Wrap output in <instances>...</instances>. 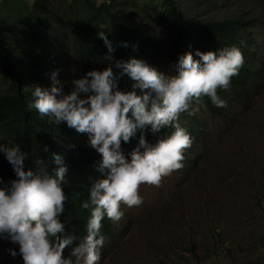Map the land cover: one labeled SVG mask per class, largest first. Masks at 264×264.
Segmentation results:
<instances>
[{
  "label": "clouds",
  "instance_id": "9594fccd",
  "mask_svg": "<svg viewBox=\"0 0 264 264\" xmlns=\"http://www.w3.org/2000/svg\"><path fill=\"white\" fill-rule=\"evenodd\" d=\"M97 28L96 35L107 49L102 57L106 66L73 79L68 94H62L54 70L51 85L34 86L26 100L27 109H35L40 117L87 134V143L100 155L97 170L102 178L91 183L87 200L81 203L89 210L83 236L66 231L60 219L67 199L62 190L67 167L59 155L53 153L50 161L37 157L33 167L25 170L27 153L11 139L0 142V153L15 177L0 182V240L18 246V253L12 248L7 251L13 257L19 254L23 264H98L104 244L101 221L118 224L124 215L121 205L142 204L141 184L158 185L162 176L183 166V154L192 138L178 122L180 114L192 115L196 111L192 105L203 106L205 96L214 106H224L217 89L228 90L231 77L244 63L240 47L235 45L195 50L194 55L179 54L172 72L165 74L142 59L114 58L115 47L105 26ZM125 75L132 81L129 91L117 86ZM162 129L171 131L158 135ZM145 132L155 142H148ZM137 133L135 146L125 153L122 142L137 138ZM43 151L48 152L46 145Z\"/></svg>",
  "mask_w": 264,
  "mask_h": 264
},
{
  "label": "rangeland",
  "instance_id": "374dc122",
  "mask_svg": "<svg viewBox=\"0 0 264 264\" xmlns=\"http://www.w3.org/2000/svg\"><path fill=\"white\" fill-rule=\"evenodd\" d=\"M69 1L49 0L59 14H65ZM123 6L129 21L155 27L166 45L167 32L147 12L135 9L132 2ZM179 6L199 20H259L251 42L257 82L241 102L230 103L223 116L193 104L194 117H181L192 138L186 158L193 156L194 162L183 160V166L162 176L158 185L141 184L140 206L121 205L124 215L112 224L113 234L104 238L98 264H264V0H180ZM61 35L55 51L59 66H52V72L68 94L72 80L81 78V67ZM153 66L169 74L163 57L155 58ZM77 134L96 153L87 134ZM121 147L125 153L133 148ZM96 155L92 175L86 172L76 179L89 185L87 189L102 178ZM9 248L18 253L16 245L0 240V264H23ZM63 255H68L67 247Z\"/></svg>",
  "mask_w": 264,
  "mask_h": 264
},
{
  "label": "trees",
  "instance_id": "16d2710c",
  "mask_svg": "<svg viewBox=\"0 0 264 264\" xmlns=\"http://www.w3.org/2000/svg\"><path fill=\"white\" fill-rule=\"evenodd\" d=\"M128 2L134 3L135 9L147 12L153 23L167 32L168 36L163 37L167 39L166 45L157 37L155 27L145 28L128 20V15L123 12L124 3ZM179 2L70 0L65 14H59L49 0H0V142L11 139L27 153L23 161L25 170L33 167L37 157L50 161L53 153L59 155L62 164L67 167L66 183L62 184L67 199L60 219L65 222L68 232L77 236L85 234L89 210L82 208L81 203L87 200L89 185L76 183V179L82 178L86 172L92 175L90 168L97 155L85 146L74 129L63 122L56 125L47 117H40L35 109L26 107V100L31 98L34 86H50L44 82L50 80L52 66H59L55 51L61 34L80 64L81 77L86 71L102 70L106 66L107 62L102 57L107 49L96 35L100 24L105 26L106 35L115 47L114 58L142 59L153 66L155 58L163 57L169 73L178 55L184 52L194 55L195 50L205 52L231 45L240 47L244 57L242 67L237 75L231 77L228 90L217 89V95L225 101V105L214 106L206 96L202 98L203 106L197 104L213 116H223L227 106L234 101L241 102L253 83L257 82L259 71L251 64L256 56L251 42L260 21L243 17L194 19L182 11ZM241 41H244L242 47ZM120 42H126L127 46H122ZM131 84L132 81L125 75L117 86L122 91H129ZM184 115L193 118L194 114L184 112L178 118L181 126L188 131L181 120ZM170 131L162 129L158 135H167ZM138 136L139 133L127 144L134 147ZM145 138L150 143L156 139L148 132H145ZM44 145L48 152L43 151ZM124 145L122 142L121 146ZM187 153L186 149L183 160L191 165L194 157L186 158ZM14 178L10 164L0 153V182L6 183ZM101 225L104 238L110 237L113 234L112 224L104 219Z\"/></svg>",
  "mask_w": 264,
  "mask_h": 264
}]
</instances>
